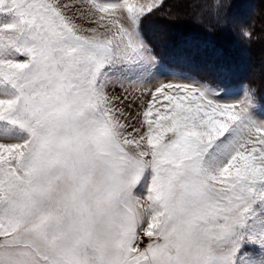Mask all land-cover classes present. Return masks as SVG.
Wrapping results in <instances>:
<instances>
[{"label":"snow or ice","instance_id":"6c2138e0","mask_svg":"<svg viewBox=\"0 0 264 264\" xmlns=\"http://www.w3.org/2000/svg\"><path fill=\"white\" fill-rule=\"evenodd\" d=\"M163 3L0 0V264H264V103L161 65Z\"/></svg>","mask_w":264,"mask_h":264},{"label":"trees","instance_id":"16d2710c","mask_svg":"<svg viewBox=\"0 0 264 264\" xmlns=\"http://www.w3.org/2000/svg\"><path fill=\"white\" fill-rule=\"evenodd\" d=\"M164 18L157 15L147 17L141 25L142 34L160 63L171 68H191L199 77L214 85L220 84L228 87L245 84L251 86L256 90L258 100L264 103V86L260 84L261 81L264 83V67L263 72L255 75L250 73V62L259 59L258 53L254 50L256 49L257 52L256 47L246 52L240 50L235 46L232 36L227 31H219L216 28L217 31L212 30L207 22H199L200 29L187 30L185 24L175 22L174 18ZM150 23L158 28L164 26L161 37L151 34ZM223 32L226 39L221 35ZM241 54L244 63H241L239 58ZM183 57H189L191 63H185Z\"/></svg>","mask_w":264,"mask_h":264},{"label":"rangeland","instance_id":"374dc122","mask_svg":"<svg viewBox=\"0 0 264 264\" xmlns=\"http://www.w3.org/2000/svg\"><path fill=\"white\" fill-rule=\"evenodd\" d=\"M68 2H74V0H68ZM231 6L226 9L227 11V24L224 26L210 27V29H217L219 31H227L235 42L237 46L242 51H247L252 47L257 48L255 53H258L259 59L256 61L250 62V73L252 75L257 74L258 72H263L264 67V2L262 0H230ZM202 9V18L203 22H207L209 25L210 21L208 19L212 9L211 4L201 5ZM157 15L158 17H165L164 19L174 18L175 22L179 24H185L187 30H197L199 28L198 23L201 22L200 19H197L195 15L185 13L178 15V8L175 0H164L163 5L158 10L154 11L152 14H149L147 17ZM252 16V17H251ZM146 17V18H147ZM145 18V19H146ZM242 26H249L252 31L251 41H245L240 35V29ZM164 27V26H163ZM158 28L155 24H149L151 29V34L155 37H161L165 28ZM200 29V28H199ZM215 29V31H217ZM207 32L206 29H203ZM222 37H226L224 32ZM226 39V38H225ZM230 41V40H229ZM249 47V48H248ZM241 63H244L243 55H239ZM165 68H170L161 63ZM261 76V75H260ZM256 78V77H254ZM262 78V76H261ZM264 86L263 81L261 83ZM247 86L245 84H240L236 86H228L227 88L233 92H240L242 87Z\"/></svg>","mask_w":264,"mask_h":264}]
</instances>
